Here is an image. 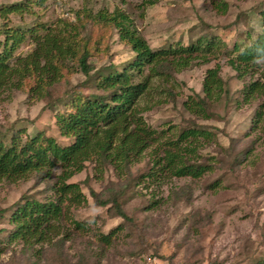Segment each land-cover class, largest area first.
<instances>
[{
  "label": "rangeland",
  "instance_id": "obj_1",
  "mask_svg": "<svg viewBox=\"0 0 264 264\" xmlns=\"http://www.w3.org/2000/svg\"><path fill=\"white\" fill-rule=\"evenodd\" d=\"M29 9L19 15L0 13V32L4 27L34 28L40 33L61 24L79 27L80 36L92 55L89 62L95 74L111 64L120 66L134 57L122 43L115 27L102 22L101 15L117 9L126 11L142 36L154 48L187 43L202 34L205 24L219 27L234 23L250 28L251 9L263 0H227V15L213 8L212 0H159L153 6L146 0H31ZM42 1H45L42 5ZM29 0H0V10ZM236 24V23H235ZM256 30H259L255 23ZM224 37L233 46L235 26ZM201 29V30H200ZM240 30H243L241 27ZM4 36L0 35V41ZM35 45L26 40L17 56H26ZM205 63L202 59L177 75V83L167 84L180 96L172 102L163 85L140 101L146 122L165 139H176L184 128H204L213 134L212 141L198 151V161L211 166L203 177L172 178L161 186L145 182L150 171L152 149L119 176L111 166L100 168L88 162L82 173L69 183H78L88 197L81 207H72L71 215L87 224L76 229L70 220L62 222V234L51 241L33 246L11 242L14 225L10 218L17 203L26 199L46 201L55 197L54 185L61 169L51 178L34 173L27 180L0 183V244L4 253L0 264H260L264 260V97L256 95L244 102V88L262 81V70L239 76L228 64V57ZM221 65L223 92L218 101H208L210 119L191 114L184 107L193 91L204 97L206 72ZM64 71L60 82L49 88L44 98L30 91L33 80L20 90L0 94V139L10 143L20 135L25 142L38 133L55 137L62 145L71 142L63 137L56 124V114L65 112L76 92L100 93L95 83L77 71ZM262 69V68H261ZM98 70V71H97ZM262 111L260 120L257 113ZM164 139V140H165ZM168 141V140H167ZM106 201L119 194L129 220H124L109 206H100L91 195ZM116 230L110 245L101 243V234Z\"/></svg>",
  "mask_w": 264,
  "mask_h": 264
},
{
  "label": "trees",
  "instance_id": "obj_2",
  "mask_svg": "<svg viewBox=\"0 0 264 264\" xmlns=\"http://www.w3.org/2000/svg\"><path fill=\"white\" fill-rule=\"evenodd\" d=\"M212 1L220 16L227 15V0ZM158 2L146 0L143 5L153 6ZM32 3L29 0L27 4H12L2 8L0 13L3 16L23 14ZM251 12L250 28L242 26L240 17L223 27L205 24L202 34H193L195 38L187 43L179 40L157 48L142 36L126 11L117 9L112 14L101 15L102 22L117 29L120 41L130 47L134 57L120 66L111 64L101 68L95 74H92L95 68L89 62L92 51L80 36L79 27L61 22L43 33L34 28L4 27L0 32L4 36L0 41L1 95L20 90L27 80H33L30 92L44 98L49 94V88L65 77V70L70 68L72 71L74 62L78 64L77 71L86 77V83L94 82L100 92H76L69 99L67 110L56 114L61 135L71 139L66 145L43 133L25 142L18 134L12 136L10 143L0 139V183L27 180L34 173L51 178L56 169H61L54 185V198L46 201L28 198L24 203L16 204L10 218L14 225L10 241H21L30 247L49 242L62 234L65 220H70L76 229L87 228L84 221H77L71 215V208L85 205L88 197L78 183H69V180L82 173L88 162H95L100 168L111 166L121 176L152 149L153 165L143 179L153 186H161L172 178L198 179L212 172L211 166L198 161L200 148L213 139L211 132L199 127L184 128L176 139L167 141L164 133L146 122L143 113L147 108H141L139 103L158 90V82L172 102L175 101L180 93H175L167 84L177 83V75L199 59L210 63L211 58L217 62L222 57L229 58V66L239 76L262 70L263 82H253L244 88V102L250 103L256 95L264 97V0ZM254 23L259 30L254 28ZM233 26L236 34L233 46L224 40H214L224 37ZM28 39L34 41L33 51L26 56H17V51ZM221 69L219 63L208 69L203 82L204 97L193 91L184 103L188 112L210 119L208 101H218L224 91ZM261 116L262 111H259L258 121ZM91 195L100 206L110 205L118 216L129 220L118 202L120 193L104 202L94 191ZM119 229L121 226L107 235H99V241L110 245L112 236ZM3 253L0 244V256ZM260 264H264V260Z\"/></svg>",
  "mask_w": 264,
  "mask_h": 264
}]
</instances>
